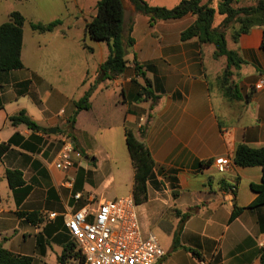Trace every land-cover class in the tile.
<instances>
[{
  "label": "crops",
  "instance_id": "0c3cea01",
  "mask_svg": "<svg viewBox=\"0 0 264 264\" xmlns=\"http://www.w3.org/2000/svg\"><path fill=\"white\" fill-rule=\"evenodd\" d=\"M98 1L0 0V26L13 12L26 19L23 68L0 72V145H8L0 156V244L31 257L32 264H61L64 249L73 243L65 215L88 204L96 208L102 200L133 197L135 169L126 145L130 131L154 162L146 199L136 205L144 234H155L166 253L162 264H199L202 259L263 264L264 205L250 208L258 197L252 185L262 183L263 169L233 162L240 145L264 146L263 30L254 28L237 43L228 37L229 48L245 62L232 68L231 82L241 98L230 100L218 82L226 58L215 59L214 46L197 37L181 40L195 22L193 15L151 27L147 16L126 10L125 22L134 18L129 67L116 80L99 82L108 47L86 32ZM55 20L61 24L52 32L31 28ZM134 59L150 67L144 71L157 100H138L144 82ZM212 80L218 83L215 92ZM92 87L90 108L80 111L71 126L76 102ZM20 112L38 128L12 125L10 118ZM64 132L76 144L68 171L54 165ZM223 158L231 160L223 173L207 164ZM9 171L20 173L23 184L10 185ZM77 193L82 194L78 202ZM236 208L242 211L231 219ZM176 210L189 217L183 221ZM19 213H38V224Z\"/></svg>",
  "mask_w": 264,
  "mask_h": 264
},
{
  "label": "trees",
  "instance_id": "16d2710c",
  "mask_svg": "<svg viewBox=\"0 0 264 264\" xmlns=\"http://www.w3.org/2000/svg\"><path fill=\"white\" fill-rule=\"evenodd\" d=\"M129 2L133 7L134 14H142L149 18L151 27L161 21L180 19L188 14L193 15L195 22L182 32L181 40L185 41L197 37L201 44L213 45L215 48L214 58L224 57L227 60L226 69L218 77L223 96L230 100L241 98L238 88L231 82L232 68L238 69L245 62L238 52L229 48L228 33L232 31L231 40L237 43L242 35L248 34L254 28H261L263 30L262 48L264 49V0H255L253 5L246 7H237L238 0H219L216 8L213 7V0H181L177 6L171 9L151 6L144 0H129ZM95 9L96 14L87 23L86 32L92 40L104 42L109 52L107 59L100 67L99 82L116 80L125 73L130 64L127 56L135 45V40L132 37L134 18L131 17L128 23L125 22V0H99ZM216 13L224 17L217 27L214 25ZM25 23L26 19L21 13L13 12L10 15V21L0 26V72L23 68L21 54ZM60 24V20L48 24L32 23L31 28L43 34L52 32ZM85 47L90 51L93 50L88 46ZM133 63L138 77L144 81V84L140 85L138 100L143 97L157 100L158 96L154 94L152 83L144 71L150 67L140 65L136 59L133 60ZM92 92L93 87L81 100L76 102V111L71 126H73L75 117L80 111L90 108L89 99ZM10 123L12 125H25L33 129L38 128L25 112H20L11 117ZM126 145L135 169L133 197L136 204H141L146 199V181L154 167V162L146 146L136 139L130 131L126 132ZM7 149L8 145L1 144L0 156ZM233 162L239 167L258 166L263 169L262 183L252 185V190L258 194V197L250 208L264 205V146L251 148L240 145L235 152ZM212 163L209 161L207 164L211 165ZM7 176L10 185L20 186L23 184L20 173L9 171ZM17 177L18 179H15ZM176 211L181 215L183 221L189 217V214ZM241 211L242 209L236 208L231 219L236 218ZM19 216L32 224H38V213H19ZM174 245H177V241L174 242ZM70 259L82 262L74 243H70L64 249L59 261L61 264H66ZM262 261L264 264V249L262 250ZM32 262L31 257L15 255L0 244V264H32Z\"/></svg>",
  "mask_w": 264,
  "mask_h": 264
},
{
  "label": "built area",
  "instance_id": "2783aa9c",
  "mask_svg": "<svg viewBox=\"0 0 264 264\" xmlns=\"http://www.w3.org/2000/svg\"><path fill=\"white\" fill-rule=\"evenodd\" d=\"M59 142L54 165L59 170L68 171L74 166L72 156L76 152V144L67 132L60 134ZM213 165L223 173L230 167L231 160L223 158ZM236 190L235 186L230 188L231 193ZM81 199L82 194L74 195L76 202ZM55 216L50 215L52 218ZM65 223L83 264H162L166 255L155 234H144L132 196L102 200L96 208L88 204L73 214L65 215ZM199 264L212 263L202 259Z\"/></svg>",
  "mask_w": 264,
  "mask_h": 264
},
{
  "label": "rangeland",
  "instance_id": "374dc122",
  "mask_svg": "<svg viewBox=\"0 0 264 264\" xmlns=\"http://www.w3.org/2000/svg\"><path fill=\"white\" fill-rule=\"evenodd\" d=\"M151 6H158V7H166V8H174L177 6L181 0H144ZM207 1V0H206ZM219 0H213V7L216 8ZM255 3V0H238L237 7H246V6H251ZM125 6L126 10L131 13H134L133 7L129 0H125ZM224 17L221 16L220 14L216 13L215 15V20H214V25L217 27L221 24L223 21ZM231 33L232 31H229L228 37L231 39ZM230 42V41H229ZM144 82V81H143ZM217 85L218 83L215 80H212V86H213V91L215 92L217 90ZM157 235L160 237L161 242L166 243L167 236L164 235L163 233H157Z\"/></svg>",
  "mask_w": 264,
  "mask_h": 264
}]
</instances>
